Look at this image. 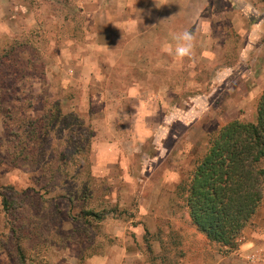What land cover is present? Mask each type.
I'll return each instance as SVG.
<instances>
[{
    "label": "rangeland",
    "instance_id": "1",
    "mask_svg": "<svg viewBox=\"0 0 264 264\" xmlns=\"http://www.w3.org/2000/svg\"><path fill=\"white\" fill-rule=\"evenodd\" d=\"M147 1L137 0L136 4L143 10L147 7ZM129 2L130 0L106 1L114 15H118L121 25L139 20L143 28H146V33L125 35L118 48L108 55L87 45L93 37V21L88 12L91 5L85 4L84 0H0V79L3 80L2 87L6 89L7 95L4 94V100L16 98V93L9 87L10 84H15L20 88L22 98H25L23 114L27 118H40L48 109L59 107L64 115L77 117L76 121L83 124L81 128L77 125L79 131H76L75 139L79 138V132L87 137L92 131V142H105L109 136L100 138L105 133L98 135L97 130L102 127L97 128L93 119L102 120L105 117L106 103H113V109H116L118 101L115 100V85L142 81L152 96L165 90L163 85L172 83L176 89L173 107L180 109L178 117L183 120L177 121L178 117L170 120L169 113L162 110L153 113L148 110L147 104L140 109L141 115L137 114L139 108L132 111L136 116L133 121L146 123L133 132L141 137L138 149L151 157H144L142 153L133 151L127 164L121 149L123 147L129 152V149H134V143H124L123 146L113 144V149L105 154L112 156L109 160L102 157L104 150H98L95 156L92 148L90 158L92 165L95 162L92 168L94 179L89 183L90 189H86L82 181L63 179L59 183L57 178H53L52 174L56 172L75 170L72 164L65 165L61 158L58 161V156L52 164L44 166L25 160L24 155L17 152V148L11 145L9 148L1 116L0 192L16 200L19 205L27 202L28 206L26 205L25 211L23 208L22 211L14 209V212L6 214L0 197V264H20L14 245L17 237L11 235L8 224L9 220L15 218V210L25 220L21 221V225L29 228L31 235L38 237L37 242L39 236L45 241L42 254L35 247L29 250L30 260L28 259L27 264H85L93 257H104L112 246L137 242V234L146 229L153 236L150 241L154 254V248L161 246L159 233L165 231L163 242L169 247L166 252L168 258L171 263L178 262L182 244L179 232L194 227L190 217H187L189 212L187 214L185 210L186 194L181 187L189 183L196 164L202 159L199 156L208 151L211 138L226 125L224 123L240 113L237 111L240 110L238 107L244 104L247 105L245 107H251L252 103L255 105L252 90L259 84L257 59L263 54L264 45L258 43L261 41L264 44V33L258 36L257 44H251L248 40L252 34L251 25L263 17L262 13H258V4L261 3L260 7L264 9V0H185V6L177 18L179 29L174 31L161 30L160 25L155 26L157 19L152 14L121 15L117 9ZM148 5L149 9L155 11L156 5ZM174 9L175 2L167 10L170 17ZM189 23L194 26L189 28ZM202 23L212 25L209 37L204 35ZM235 24L248 26V32H236ZM184 30L191 31L196 36L193 56L184 58L179 63L174 62L171 55L158 58L162 49L161 42L171 40L170 33ZM208 41L210 49L207 47ZM11 47H15L16 52L15 60L9 68L8 63L1 62L8 56ZM106 56L112 57L115 71L123 73L120 75L122 79L115 78L114 73L111 77L92 79L91 64L86 70L82 66L87 58L105 62ZM103 65L107 69L108 63ZM130 71L134 77L129 75L125 78ZM147 72L149 77L145 78ZM15 73L19 75V80H6V77ZM155 73L163 77L150 78ZM1 91L3 94L2 89ZM190 98H193L191 103L188 102ZM132 101L136 102L134 99ZM91 103L95 104L93 111ZM193 103L197 104L193 117L197 114L200 119L195 126H190L192 131L188 136L186 126L192 115L185 113ZM9 105L16 103L10 101ZM119 109L118 113L123 116V107ZM114 110L107 113H113ZM163 121L167 123L161 128ZM151 123L161 127L151 126ZM200 123L202 128L199 127ZM8 124L16 125L11 121ZM69 132L64 133L61 147L71 152ZM130 133L128 127L122 126L117 129L116 135L122 137ZM198 138L199 143L193 144V140ZM54 139L58 142V135ZM178 153L188 156L184 158ZM114 162L118 164L120 171L106 174ZM143 167H148V171L144 172ZM172 168L173 171H170ZM169 183L177 184L176 196L171 203L168 201L171 198L169 193L157 188L158 184ZM31 190H36V193ZM38 196L44 197V200L40 202ZM143 200H152V204L142 207ZM165 200L169 209L183 220L177 218L176 221L158 223L163 213L161 204ZM86 210L114 211L99 222L89 216L90 223H87L84 217ZM145 211L152 213L148 214L146 221H142L139 218ZM16 236H21V232H17ZM172 237L177 238L180 243L175 246V250L170 248ZM23 244L30 248L33 246V242L30 240L28 243L25 238Z\"/></svg>",
    "mask_w": 264,
    "mask_h": 264
},
{
    "label": "trees",
    "instance_id": "2",
    "mask_svg": "<svg viewBox=\"0 0 264 264\" xmlns=\"http://www.w3.org/2000/svg\"><path fill=\"white\" fill-rule=\"evenodd\" d=\"M15 52V47L9 48L8 56L4 55L5 59L1 63H8L10 68L15 60ZM7 79L16 81L20 77L15 73L6 77ZM2 84L3 80L0 79V119L2 116L9 148L10 145L17 148V152L24 155L25 160L44 166L52 164L58 156V161L61 158L65 165L72 164L75 170L56 172L52 174L53 178H57L59 183H62L63 179L82 181L86 189H90L89 183L94 179L90 158L92 131L90 130L87 137H84L83 132H79V138L75 139L76 131H79L77 125L81 128L83 124L76 121L77 117L64 115L59 107L48 109L40 118H27L23 114L25 98L20 95V88L10 84L9 87L16 93V98L11 97L5 101L6 89ZM10 101H14L16 105H9ZM17 117L19 120H16ZM9 121L16 125L10 126ZM14 126L17 128H13ZM67 131H70L68 140L72 143L71 152L61 147V141ZM54 133L58 135V142H55ZM181 190L186 194L189 217L197 230L220 250L229 253L238 249L246 227L259 211L264 198V92L258 102L257 121L251 123L234 120L222 127L211 138L208 151L196 164L189 183L181 187ZM31 191L36 193V190ZM0 197L6 214L14 212V209L22 211L23 208L25 211L28 206L27 202L24 203L25 206L19 205L16 200L1 192ZM38 198L40 202L44 200L42 196ZM17 211L14 213L15 218L8 222L9 230L11 235L17 237L14 245L20 264H27L28 259L30 260L29 250L35 247L37 252L42 254L45 241L39 236L37 242L38 237L31 235L29 228L21 225V221L25 220ZM113 211L86 210L84 217L87 223H90L89 216L99 222L110 216ZM17 232H21V236H16ZM24 238L28 243L30 240L33 242L31 248L24 246ZM150 238L153 236L146 229L144 241L148 252L155 256ZM170 240L173 245L178 243L174 237ZM160 243L164 246V258L169 260L166 253L169 247L164 245L163 239Z\"/></svg>",
    "mask_w": 264,
    "mask_h": 264
},
{
    "label": "crops",
    "instance_id": "3",
    "mask_svg": "<svg viewBox=\"0 0 264 264\" xmlns=\"http://www.w3.org/2000/svg\"><path fill=\"white\" fill-rule=\"evenodd\" d=\"M107 0H84V3L87 5H91V9L88 11L91 13L92 17V25L91 28L93 30V37L91 41L87 44L93 49L101 52H105L106 54L110 55L114 49L118 48L120 40L128 34L132 35H142L146 33V28H143V24L141 21L135 20V23L131 24H122L121 20H118V15H114L113 9L106 3ZM151 0H148L147 7H144L143 10H140L136 4L137 0H130L129 3H127L123 8L117 9L119 13L122 14H128V15H139V14H145V15H155V19H157V22L155 26L160 25L161 30L163 29H169L171 31L178 30V23L177 18L180 15L181 9L184 8L185 0H153L154 2H150ZM255 1V0H254ZM173 2H175V9L172 10L171 17L168 15L167 10H169L171 7H173ZM150 3L151 7L156 5V9L151 10L149 9ZM136 4V6H135ZM257 4V2H256ZM261 5V3H260ZM258 4L259 11L258 13H262L263 17L261 20H258L255 24L251 25V31L252 34L249 36L251 37L248 42L251 44H257L258 36L262 33H264V9H262ZM129 6L132 8L130 9ZM170 6V8H169ZM263 7V6H262ZM129 11V13H128ZM134 18L131 19L133 21ZM138 19V18H137ZM166 19V20H165ZM167 19L169 21H167ZM189 28L191 26H194L193 24L189 23ZM236 28L235 31L241 33H247L249 28L248 26H241L239 24H235ZM239 26V28H238ZM203 32L204 35L211 34L212 25H207L205 23H202ZM178 28V29H177ZM201 28V29H202ZM124 39V38H123ZM261 40V37L259 41ZM158 41V40H157ZM171 42V40L166 39L165 41H162L160 46L162 47L164 43ZM247 42V40H246ZM127 44V43H126ZM264 45L261 43V41L258 43V45ZM208 49L211 48V44L208 41L207 44ZM207 52V51H206ZM167 53L160 51L158 53V58H163L164 56L167 57ZM173 57V56H172ZM157 58V59H158ZM160 58V59H161ZM162 60V59H161ZM167 60H169L167 58ZM108 63L107 69L104 67L105 63ZM135 62V61H134ZM175 62V61H174ZM257 67L259 68V84L253 88L252 94L255 97V105L252 103L251 107H245L247 106L244 104L243 106L238 107V112L236 117L229 119V122L234 120H242L246 122L255 123L257 121L258 117V102L261 97V95L264 92V52L263 54L257 59ZM86 64V65H85ZM91 64V67L93 69V75H91V78H105V77H111L114 74L115 78L122 79L120 75H123L122 72L115 71L114 64L112 62V57L106 56V61L102 62L100 59L97 58H87L86 62H82L83 68L86 70L87 66ZM85 65V66H84ZM102 68V69H101ZM104 68V71H103ZM100 69V70H99ZM106 70V71H105ZM107 72V73H105ZM118 73V74H117ZM126 73V72H125ZM145 75L144 77L147 78L148 76ZM134 77L133 73L128 72L125 78L127 76ZM163 75L155 73V76H152L150 78H161ZM118 86L115 85L114 87V93L117 94L116 101L118 103L115 107L116 109H113V103H106L104 107V113L106 114L105 117L102 120L93 119V123L97 125V128L100 126L102 129H98L97 133L102 134L105 133L102 137L108 135L109 139L104 140L105 142L99 141L98 142H92V148L93 153H95V156L97 155L98 150H104L102 153V157L109 160L112 158L111 155H105L107 154L111 149H113V144H119L120 146H123L124 143H134L135 147L134 149H129L130 151L127 152L125 149H121V153L124 154L123 157L126 160V163H129V156L136 152V153H142V156L144 157H151L149 154L144 153L142 149H138L141 137L140 135H134L133 132L135 129H138L139 126L146 125L145 122L136 123L133 121V118L136 117L133 115V112L139 108V112L137 114L141 115L140 109L148 105V110L151 112H158L159 110H162V112L166 113L168 112L170 117L169 119L173 117H178V108L173 107L174 104V97H176V89L173 87L172 83L165 86V90H161V92H158L157 94L153 96H157L156 99L149 93L147 89H145L146 86L143 85L142 81L136 82V83H129L128 85L122 84ZM144 88V89H143ZM165 91V93H164ZM169 96V97H168ZM136 100L135 103H133L132 100ZM139 100V102H137ZM189 103L193 102V98H190ZM197 104L193 103L190 105L189 111L186 112V115H192L190 117L191 121H189V124L186 126L188 131V136L191 133L192 129L190 126H195L194 124L199 121V117L197 114L195 117H193L194 113L197 111ZM91 109L92 111L95 109V104L91 103ZM119 107H123V116H120L118 111H120ZM234 107V106H233ZM232 109L234 110V108ZM244 109V110H243ZM114 110L113 113H107V111ZM133 111V112H132ZM177 111V112H176ZM235 111V110H234ZM243 111V112H241ZM151 113V114H153ZM177 119V118H176ZM114 120V121H113ZM177 121H183L180 117H178ZM228 122V123H229ZM166 121L162 122V127L159 124L151 123V126H157L163 128ZM228 123H224L223 125H227ZM149 125V124H148ZM128 127L129 132H131L128 135H124L122 137H118L116 135L117 129L120 127ZM203 125L200 123L199 127L202 128ZM166 128V127H165ZM168 130V129H167ZM202 134V133H201ZM116 135V136H115ZM200 137V136H199ZM99 140V139H98ZM200 139L193 140V144L198 142ZM141 145V144H140ZM134 151V152H133ZM206 153H204L202 156L204 157ZM179 156L186 158L188 155H184L181 153H178ZM178 156V157H179ZM143 158V157H142ZM156 158V156L154 157ZM144 159V158H143ZM153 159V158H152ZM115 163V165H114ZM112 163L109 166V170L105 172L106 174H113L116 171H120L118 164L116 162ZM109 164V161L107 162ZM95 166V162L93 163ZM144 169V172L148 171V167L142 168ZM151 171V170H150ZM170 171H173L170 169ZM95 173V172H94ZM143 173V172H142ZM97 174H99L97 172ZM176 186L175 183H169V184H161L157 185V188L161 191L168 192L171 196L169 203L174 201V196H176ZM143 193V192H142ZM166 200L163 201L161 204L162 214L161 217L158 219V223H167L171 221L183 220L181 216H178L176 213H173L169 209V205L165 204ZM152 204V200H143V203H141V206H150ZM188 214V207L185 208ZM149 213H152L150 211ZM147 211L143 212L141 217L142 221H146L145 219L148 217L149 214ZM147 214V215H146ZM189 218V216H187ZM175 223V222H173ZM180 235L178 237H181L182 244L180 247L181 253L178 256V262L171 263L170 260L167 258H164L163 253V244L156 246L154 248L155 250V256L148 254L147 245L144 241L145 231L139 232L136 236L135 243H127L125 242L123 245L119 246H112L111 248H108V252L105 254L104 257H93L89 259L85 264H264V198L262 205L257 212V214L253 217L252 221L250 222L249 227L246 228L244 231V235L240 239V245L239 248L232 252H225L224 250H220L219 248L213 246L207 239V237L200 233L195 226L191 227L188 231L181 230L179 232ZM159 237L163 239V235H166L165 231H161L159 233ZM165 237V236H164ZM175 238V237H174ZM177 239V238H175ZM145 244V246L143 245ZM180 243L178 242L175 245H171V249L175 250Z\"/></svg>",
    "mask_w": 264,
    "mask_h": 264
},
{
    "label": "clouds",
    "instance_id": "4",
    "mask_svg": "<svg viewBox=\"0 0 264 264\" xmlns=\"http://www.w3.org/2000/svg\"><path fill=\"white\" fill-rule=\"evenodd\" d=\"M171 42H166L161 51L173 56L175 62H182L184 58H190L196 47V36L193 32L184 30L170 33Z\"/></svg>",
    "mask_w": 264,
    "mask_h": 264
}]
</instances>
